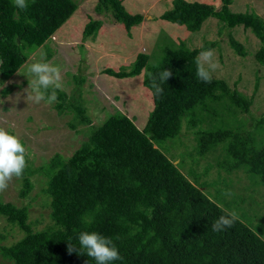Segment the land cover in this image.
<instances>
[{"label": "trees", "instance_id": "trees-1", "mask_svg": "<svg viewBox=\"0 0 264 264\" xmlns=\"http://www.w3.org/2000/svg\"><path fill=\"white\" fill-rule=\"evenodd\" d=\"M219 1L221 7L215 10L210 4L173 0L172 8L159 19L192 33L199 32L208 19H214L219 38L225 34L227 45L240 58L246 57L247 49L231 35V30L241 27L244 32L250 31L258 40L255 61L263 66L264 20L254 12H232L229 7L233 0ZM28 3L27 10H20L13 7L12 0H0V74L4 78L16 73L33 50L44 47L49 51L48 40L77 9L73 0H28ZM108 10L127 32L144 18L126 12L121 0H97V14ZM100 27L101 21H89L82 39L94 37ZM206 49L219 51L220 56L224 54L217 40H205L195 49L185 42L170 43L162 47L155 65H149L150 55L141 52L127 72L103 70L117 79L145 72L142 85L151 93L153 105L141 130L119 112L100 126L92 127L82 102H71L58 90L54 108L59 114L64 111L73 114L69 128L74 131L79 127L92 128L70 157H52L55 172L50 178L52 223L48 228L33 232L27 225L25 208L0 203V216L27 232L8 248V259L16 264H96L86 253L69 254L67 250L69 241L79 247L80 232L95 231L111 238L119 250L122 259L110 264H264V240L239 219L232 227L213 231L212 224L226 210L213 202L203 188L189 181L161 152V146L155 145L176 137L182 127L183 112L204 99L217 101L225 97L241 113L249 112L259 80L256 79L250 97L216 77L211 83L198 80L195 57ZM164 69L170 70L172 76L162 83L163 93L156 95L151 81ZM259 122L260 127L264 126L263 118L254 121L253 126ZM197 133L210 140L232 139L234 144L238 143L235 145L248 148L249 152L238 155L236 161H247L251 174L264 182V147L259 148L248 131L241 135L231 129ZM23 187L21 198L32 188L26 177ZM54 228L56 231L50 234Z\"/></svg>", "mask_w": 264, "mask_h": 264}, {"label": "rangeland", "instance_id": "rangeland-1", "mask_svg": "<svg viewBox=\"0 0 264 264\" xmlns=\"http://www.w3.org/2000/svg\"><path fill=\"white\" fill-rule=\"evenodd\" d=\"M77 10L61 25L54 38L48 40L49 51L44 47L33 50L26 63L12 76L0 74V126L17 135L26 149V167L20 178H14L7 190L0 192V203H10L27 210V225L33 232L48 228L52 223L50 178L54 174L51 160L54 155L68 158L88 137L92 127L100 126L109 116L122 113L141 130L152 110V97L142 85L145 72L137 76L117 79L103 73L104 69L129 71L136 54L150 55L149 65H155L161 56L162 47L180 42L190 49L200 47L205 40L219 41L223 55L215 51L220 67L213 77L224 80L231 88L245 96H252L256 79L258 90L253 105L247 114L241 113L228 98L217 101L204 99L194 108L183 112L182 127L172 139L159 141L155 145L177 165L184 176L203 188L204 193L227 211H235L237 219L247 225L264 240V182L249 170L246 161L234 162L226 157L230 143L199 140L198 130H232L234 134L248 131L256 145L264 146V126L254 121H264V65L255 61L254 52L258 40L250 31L235 28L231 35L244 44L245 58L233 54L227 45V37L218 36V23L208 19L199 32H189L159 19L172 8L173 0H121L129 14L143 15L140 25L127 32L112 18L110 10L97 14V0H73ZM212 5L219 10V0H185ZM229 9L234 13L254 12L264 20V0H233ZM91 20L101 21L97 35L82 39L85 25ZM226 32V29L224 30ZM256 45V46H255ZM50 54V58L48 57ZM61 68L62 90L71 102L80 101L91 118L92 127L69 128L73 114H59L53 104H34L27 101L29 74L27 65L41 57ZM240 76V79H238ZM28 77V78H27ZM79 79L82 82L79 84ZM235 83V84H234ZM218 97L220 95L215 93ZM218 116H215V112ZM255 127V128H254ZM220 142V143H219ZM231 142L234 141L231 140ZM238 144V143H235ZM234 144V145H235ZM215 145V144H214ZM212 146V145H211ZM234 148L241 149V145ZM226 157V158H225ZM24 177L31 184L30 192L21 198ZM196 177V179H195ZM230 195H225V192ZM30 230V231H31ZM56 229L50 231L52 234ZM27 235L17 223H8L0 216V264H16L8 259L7 250ZM15 262V261H14Z\"/></svg>", "mask_w": 264, "mask_h": 264}, {"label": "clouds", "instance_id": "clouds-1", "mask_svg": "<svg viewBox=\"0 0 264 264\" xmlns=\"http://www.w3.org/2000/svg\"><path fill=\"white\" fill-rule=\"evenodd\" d=\"M13 7L20 10H27L28 0H12ZM197 79L211 83L213 73L220 67L219 61L215 59V50H201L195 57ZM29 74V87L27 92V101L34 104H53L58 100V90H62V72L61 68L52 61L41 57L36 62H30L27 65ZM172 76V72L164 69L153 77L151 87L156 95L163 93L162 83L167 82ZM26 149L20 138L8 131L4 126H0V192L7 190L9 184L14 178H20L26 167ZM225 195H230L226 191ZM237 213L225 211L224 215L219 216L212 224L213 231H223L232 227L237 220ZM79 247L74 246L71 241L68 243L69 254H87L94 259L96 264H110L112 261L122 259L119 250L113 240L105 237L95 231H82L78 236Z\"/></svg>", "mask_w": 264, "mask_h": 264}, {"label": "crops", "instance_id": "crops-1", "mask_svg": "<svg viewBox=\"0 0 264 264\" xmlns=\"http://www.w3.org/2000/svg\"><path fill=\"white\" fill-rule=\"evenodd\" d=\"M77 10V9H76ZM52 38H54V36L53 37H51V39ZM253 105V104H252ZM198 131H200V130H198ZM212 131H214V130H212ZM203 132H210L209 130H205V131H203ZM199 138V140H209V141H211V142H213L212 143V146H211V144H210V147H217L219 144H216L215 142H216V140H210V139H208V138H205V136H201V135H198V133L196 134ZM232 140V139H231ZM231 140L230 141H227V143H225L224 144V148H225V146L228 144V143H230V145H229V148H228V152H227V150H226V153H227V155H226V157L228 156L229 158H231V167H233V165H234V162L238 159V155H243V154H245V153H248L249 152V150H248V148H244V147H242L240 150L239 149H237V148H234V145H233V142H231ZM215 141V142H214ZM226 140H224V142H225ZM233 141H235V140H233ZM210 142V143H211ZM220 143V142H219ZM215 144V145H214ZM264 146H259V148H263ZM225 157V158H226ZM240 161H237L236 162V164H235V166L239 163ZM247 162V161H246ZM248 163V162H247ZM194 184V183H193ZM224 209V208H223ZM227 211V210H226ZM257 234V233H256ZM258 235V234H257ZM264 235V234H263ZM260 236V235H259Z\"/></svg>", "mask_w": 264, "mask_h": 264}]
</instances>
